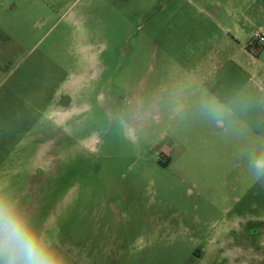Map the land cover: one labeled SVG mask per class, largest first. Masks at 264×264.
<instances>
[{
  "label": "rangeland",
  "instance_id": "1",
  "mask_svg": "<svg viewBox=\"0 0 264 264\" xmlns=\"http://www.w3.org/2000/svg\"><path fill=\"white\" fill-rule=\"evenodd\" d=\"M260 30L264 0H0V197L60 264H263Z\"/></svg>",
  "mask_w": 264,
  "mask_h": 264
},
{
  "label": "clouds",
  "instance_id": "2",
  "mask_svg": "<svg viewBox=\"0 0 264 264\" xmlns=\"http://www.w3.org/2000/svg\"><path fill=\"white\" fill-rule=\"evenodd\" d=\"M0 264H60L29 218L12 201L0 197Z\"/></svg>",
  "mask_w": 264,
  "mask_h": 264
},
{
  "label": "crops",
  "instance_id": "3",
  "mask_svg": "<svg viewBox=\"0 0 264 264\" xmlns=\"http://www.w3.org/2000/svg\"><path fill=\"white\" fill-rule=\"evenodd\" d=\"M264 32V31H263ZM254 40V39H253ZM20 104H18V106H16L15 108V114H16V119L15 121H2L0 123V127H4V126H9V130L8 132L4 133V129L5 128H2L0 129V141H8V139L11 137V133H17V135H21L20 134V129L21 127L24 126V121L26 120V114H24L22 112V109L19 107ZM35 111H37V108L35 107L34 108ZM11 113L14 112V111H10ZM6 113V112H5ZM1 115H3V111L1 113ZM1 125H4V126H1ZM7 128V129H8ZM6 129V130H7Z\"/></svg>",
  "mask_w": 264,
  "mask_h": 264
},
{
  "label": "built area",
  "instance_id": "4",
  "mask_svg": "<svg viewBox=\"0 0 264 264\" xmlns=\"http://www.w3.org/2000/svg\"><path fill=\"white\" fill-rule=\"evenodd\" d=\"M254 40L259 43L263 44L264 43V32L262 30L257 31L254 35Z\"/></svg>",
  "mask_w": 264,
  "mask_h": 264
},
{
  "label": "trees",
  "instance_id": "5",
  "mask_svg": "<svg viewBox=\"0 0 264 264\" xmlns=\"http://www.w3.org/2000/svg\"><path fill=\"white\" fill-rule=\"evenodd\" d=\"M252 47H257V48H261L262 45H260L259 43H257L255 40L252 41Z\"/></svg>",
  "mask_w": 264,
  "mask_h": 264
},
{
  "label": "flooded vegetation",
  "instance_id": "6",
  "mask_svg": "<svg viewBox=\"0 0 264 264\" xmlns=\"http://www.w3.org/2000/svg\"><path fill=\"white\" fill-rule=\"evenodd\" d=\"M261 252L264 253V249H262ZM262 263L264 264V257L262 259Z\"/></svg>",
  "mask_w": 264,
  "mask_h": 264
}]
</instances>
